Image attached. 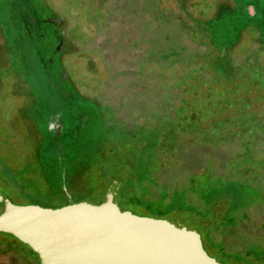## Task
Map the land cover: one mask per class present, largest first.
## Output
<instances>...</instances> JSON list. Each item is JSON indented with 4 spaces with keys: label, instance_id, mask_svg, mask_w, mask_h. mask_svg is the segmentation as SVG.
I'll return each instance as SVG.
<instances>
[{
    "label": "rangeland",
    "instance_id": "obj_1",
    "mask_svg": "<svg viewBox=\"0 0 264 264\" xmlns=\"http://www.w3.org/2000/svg\"><path fill=\"white\" fill-rule=\"evenodd\" d=\"M12 1L0 0V95L6 97V101L0 103V157L6 167H18L24 141L35 142L39 137L34 131L44 134L53 123L52 129L60 125L58 138L66 162L65 186H62L66 187V192L61 190L60 174L51 162H41V194L23 177L17 179L8 173L4 180L8 192L13 193L11 188L14 187L15 191L22 190L15 194L16 198L9 194L13 203L44 207L82 200L99 203L106 185L96 176V160L99 155L105 156L110 145L101 141L107 136L103 125H111V134L120 124L138 130L152 128L150 124L164 129L183 109L184 117L196 118L203 128L186 130L181 140L205 142L196 146L197 150L185 151L183 161L177 162L175 174L167 176L166 188L164 183L149 178L155 166L139 169L130 154L113 146L109 150L113 160L132 167L133 173L138 170V176L128 181L129 194L117 199L119 205L138 215H163L164 209L174 201L175 186L171 183L173 179L169 182L170 176L186 177L196 164L194 158L210 150L216 159L228 161L245 151L244 139L250 131L242 134L238 124L240 117L247 120L248 127L251 120L259 117V124L264 127V0H37L40 18L55 19L69 7L64 27L57 19L34 24L44 33L39 47L41 55L54 60L66 72L68 82L62 91H71L74 98L66 99L56 93L49 101H44L42 114L37 117L29 115L30 106L23 104L14 87V77L8 79L9 75L14 76L8 22L12 12L14 16L18 14ZM46 3L54 8L56 15H52L53 10L44 9ZM10 9L14 11L9 13ZM62 30L65 37L61 38ZM59 45L60 51L57 50ZM222 63L226 64L224 72L217 70ZM236 81L245 82V87L239 91L232 89V82ZM209 87L213 88L210 93ZM229 88L234 92L228 99L224 94ZM238 102H246L254 110L240 116ZM55 111H65L66 115H60L59 120H48L47 115ZM226 117L230 120L224 128L210 126ZM5 126L11 132L10 141L7 133L4 135L1 131ZM117 135L123 140L126 138L124 134ZM74 136H78L79 141L76 151L81 159L78 162L74 157L76 153L73 155L75 149L71 147ZM103 142L106 146L98 152V149H90ZM251 151L254 160L251 179H259L264 187V142L254 144ZM139 172H147V175L141 179ZM162 178L165 177L160 176ZM132 185L137 186L132 189ZM178 212L165 216L187 224ZM262 222L259 220L260 225ZM259 230L263 228L259 226ZM234 237L225 247L236 255L235 245H231L242 237ZM255 242L254 238L249 240L250 245ZM0 264L27 263L20 256L0 252Z\"/></svg>",
    "mask_w": 264,
    "mask_h": 264
},
{
    "label": "trees",
    "instance_id": "obj_2",
    "mask_svg": "<svg viewBox=\"0 0 264 264\" xmlns=\"http://www.w3.org/2000/svg\"><path fill=\"white\" fill-rule=\"evenodd\" d=\"M35 3L39 5L37 0H13L11 4L15 9L17 8L18 14L14 16L13 9H10L9 13L12 12L13 14H10V21L8 22V40L12 46L10 53L14 68V76L9 75L8 79L14 77V87L21 95L23 104L26 103L25 105L30 106L29 115L33 117L42 114V104L44 101H49L53 98L56 93L58 95L63 94L66 99H74L71 91L69 93L62 91L68 82L66 72L61 70L54 60L44 59L41 55L42 52L39 47L44 33L34 23L37 21L42 23L50 22L45 18L38 17ZM43 6H45L44 9L53 10L52 15H56V11L50 4L46 3ZM67 12H69L68 6L63 10V14H60L65 20ZM246 13L250 16L248 9ZM252 13L255 14L256 12L253 10ZM16 16H18V19H16ZM55 19L60 24L58 17ZM60 37L62 38V35ZM217 70L224 72L226 64H219ZM237 70H240V67ZM232 83H234L232 89L235 88L237 91L241 87H245V82L242 81ZM212 89V87H209V93ZM231 91V88H229V92L224 94V96L227 95L226 97L229 99L231 93L234 92ZM3 101H6V97L0 95V103ZM238 103L240 110L237 112L240 116L254 110L250 109V105L246 102ZM60 115L65 116V111H55L47 116L48 120L53 118L59 120ZM229 120L228 117L220 118V120L214 121L210 126L213 129H222L228 124ZM238 120V124L242 128V134L250 131L244 139L245 151L241 152L242 154L237 153L231 161L220 157L216 159L211 150L204 156L198 155V157L194 158V160L196 159V164L192 169L188 170L190 173L188 172L186 177H169V182H171L170 179H173L171 183L175 186L173 191L174 201L167 209H164L163 215L159 214L156 217L167 218L166 216L174 213V211H180L178 213L185 218L187 221L186 225L195 228L199 232L203 247L208 254H211L210 256L219 257L228 264H264V187L259 179H251V175L254 172L251 169L253 167L251 163L254 162L251 148L254 144L264 142V127L259 124V117V121H250L252 122L250 127L247 125V120H242L241 117ZM103 122L105 123L106 121ZM150 125L152 128L144 127L138 130L137 128H127L120 124L114 129V134L109 133V130L112 129L111 125H103L107 136H103L101 141L110 142V145L108 150L106 149L107 153L104 154L105 156L99 155V160H96L98 165V170L95 169L96 176L100 182L106 185L99 203L105 201L111 193H115L118 200L120 198L123 199L129 194L128 181L138 176V170H134L135 172L133 173L132 167L122 166L121 162L113 160L109 152L110 146L130 154V157L133 158L131 161L139 169L155 166L156 169L151 171L149 178L154 179L158 183H164L166 188L167 176L170 173L175 174L177 162L178 160L180 163L183 161L185 151L189 149H192L190 151H193V149L197 150L196 146L205 142L197 139L186 142L181 140V135L186 130L192 128L200 131L203 128L196 118L184 117L183 109L179 111V117L173 119L171 123L168 122V126L164 129H157L154 125ZM1 131L4 135L7 133L8 141H10L12 135L8 127H2ZM34 132L39 138L35 142H31L29 139L24 141L25 147L23 148L22 161L18 167L13 169L9 166L6 167L0 157V192L4 193L12 202L14 199L11 197H15V194L22 190L15 191L14 187L11 188L13 193L8 192L7 187L4 185L5 176L10 173L12 177H17V179L18 176L23 177L27 180V184L34 187L36 193L41 194L43 191L40 178L42 171L41 162L44 161L53 163L55 170L60 174V188L63 192H66V187L64 189L62 187L65 186V151L58 138V127L54 129L46 128L44 134L40 131ZM119 133L124 134L126 138L123 140L122 136L117 135ZM5 141L4 139L2 143ZM78 144V136H74L71 147L75 149L73 155L76 153L74 157L77 162L81 159L76 151ZM96 145L98 146L90 149H98L96 150L98 152L99 148L106 146L104 142L101 145L99 143ZM212 149L215 150V148ZM139 173L141 174V179L147 175V172ZM160 176L165 178L160 179ZM141 181L143 182L144 180ZM134 184H136L135 181ZM133 185L132 189L137 186L133 187ZM65 204L68 203L66 202ZM0 208L2 209L1 203ZM259 220L261 222L263 220L261 225ZM259 226L263 228V231L259 230ZM234 235L242 237L241 241L238 240V242L236 241L237 243L234 242L231 245H235L236 255L230 253L231 251H228V247H225L227 241L235 239ZM252 238L256 240L255 245H250L251 243H249ZM230 249L233 248L230 247ZM215 250H218L217 253H219L216 254ZM0 252L6 255L10 254L12 257L20 256L27 264H35V262L39 261L34 251L26 244L20 242L14 235L8 233L0 232ZM223 254L225 256H222Z\"/></svg>",
    "mask_w": 264,
    "mask_h": 264
},
{
    "label": "water",
    "instance_id": "obj_3",
    "mask_svg": "<svg viewBox=\"0 0 264 264\" xmlns=\"http://www.w3.org/2000/svg\"><path fill=\"white\" fill-rule=\"evenodd\" d=\"M57 17L64 27V17ZM0 203V232L26 244L39 264H228L206 252L195 228L125 210L115 193L101 203L44 207L13 203L0 192Z\"/></svg>",
    "mask_w": 264,
    "mask_h": 264
}]
</instances>
